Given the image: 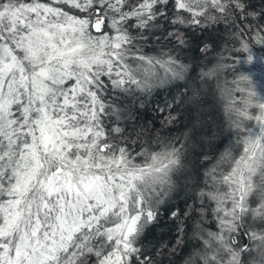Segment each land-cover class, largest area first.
<instances>
[{
  "label": "snow or ice",
  "instance_id": "snow-or-ice-1",
  "mask_svg": "<svg viewBox=\"0 0 264 264\" xmlns=\"http://www.w3.org/2000/svg\"><path fill=\"white\" fill-rule=\"evenodd\" d=\"M254 46L264 0H0V264H264Z\"/></svg>",
  "mask_w": 264,
  "mask_h": 264
},
{
  "label": "trees",
  "instance_id": "trees-1",
  "mask_svg": "<svg viewBox=\"0 0 264 264\" xmlns=\"http://www.w3.org/2000/svg\"><path fill=\"white\" fill-rule=\"evenodd\" d=\"M217 39H219V37H217ZM254 51L256 52L257 55L264 54V46H259V47L254 46ZM187 58L190 61H199L200 60V54H199V52L196 49H193L192 51H190L187 54ZM253 71H254V75L257 78H259V72L256 71L255 69ZM174 91H175V89L172 90V92H174ZM172 92L162 93L161 94V98L170 97L172 95ZM206 103H207V105L211 106V105H214L216 103V101L214 99L210 98V99L207 100ZM208 111L211 113V116H212L213 119H215V120H219L220 119L218 107L215 110L209 108ZM189 114H191V110H189ZM148 115L151 116V113H149ZM249 126L252 128V132L254 134H258V132H259L258 126H256L254 123H250ZM226 127H227L226 125L221 123L215 128V134H216V139L217 140L221 137V134H222V132L224 131V129ZM210 135H211V133H210ZM231 138H232V132H231V130H229L227 133L224 134L223 137H221V141H220L221 145H223L224 143L229 142L231 140Z\"/></svg>",
  "mask_w": 264,
  "mask_h": 264
},
{
  "label": "clouds",
  "instance_id": "clouds-1",
  "mask_svg": "<svg viewBox=\"0 0 264 264\" xmlns=\"http://www.w3.org/2000/svg\"><path fill=\"white\" fill-rule=\"evenodd\" d=\"M253 61L255 60V56H253ZM240 129H241V131L243 130V125H240ZM233 131H235L236 129L235 128H233L232 129ZM260 256H262V257H264V251H261V252H259L258 253Z\"/></svg>",
  "mask_w": 264,
  "mask_h": 264
}]
</instances>
